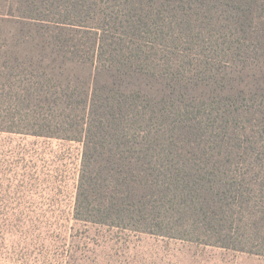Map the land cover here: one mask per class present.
I'll use <instances>...</instances> for the list:
<instances>
[{
  "label": "trees",
  "instance_id": "trees-1",
  "mask_svg": "<svg viewBox=\"0 0 264 264\" xmlns=\"http://www.w3.org/2000/svg\"><path fill=\"white\" fill-rule=\"evenodd\" d=\"M0 133L82 145L78 222L264 257V0H0Z\"/></svg>",
  "mask_w": 264,
  "mask_h": 264
},
{
  "label": "rangeland",
  "instance_id": "rangeland-1",
  "mask_svg": "<svg viewBox=\"0 0 264 264\" xmlns=\"http://www.w3.org/2000/svg\"><path fill=\"white\" fill-rule=\"evenodd\" d=\"M82 145L0 133V264H264V257L78 222Z\"/></svg>",
  "mask_w": 264,
  "mask_h": 264
}]
</instances>
